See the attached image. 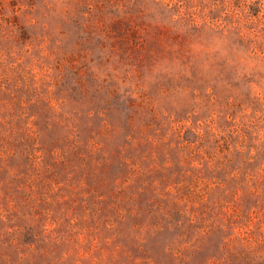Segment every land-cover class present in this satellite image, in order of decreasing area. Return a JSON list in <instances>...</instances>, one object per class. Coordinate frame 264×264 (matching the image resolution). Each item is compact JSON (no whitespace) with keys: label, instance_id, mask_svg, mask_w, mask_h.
Segmentation results:
<instances>
[{"label":"rangeland","instance_id":"1","mask_svg":"<svg viewBox=\"0 0 264 264\" xmlns=\"http://www.w3.org/2000/svg\"><path fill=\"white\" fill-rule=\"evenodd\" d=\"M0 264H264V43L0 0Z\"/></svg>","mask_w":264,"mask_h":264},{"label":"trees","instance_id":"2","mask_svg":"<svg viewBox=\"0 0 264 264\" xmlns=\"http://www.w3.org/2000/svg\"><path fill=\"white\" fill-rule=\"evenodd\" d=\"M173 10L193 22L199 17L222 28L239 30L255 49L263 50L264 0H169Z\"/></svg>","mask_w":264,"mask_h":264}]
</instances>
